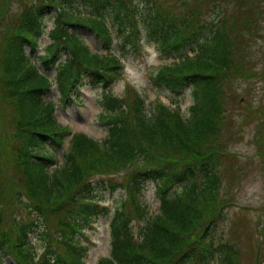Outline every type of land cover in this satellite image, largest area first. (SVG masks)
<instances>
[{"label": "trees", "instance_id": "trees-1", "mask_svg": "<svg viewBox=\"0 0 264 264\" xmlns=\"http://www.w3.org/2000/svg\"><path fill=\"white\" fill-rule=\"evenodd\" d=\"M231 1L0 0V264L5 256L14 264H85L81 238L101 216H108L110 250L96 264H243L240 248L214 245L212 231L221 217L222 172L230 184L238 174L228 144L242 139L246 125L264 171V94L253 103L251 87L232 88L252 78L249 58L239 55L264 34L256 31L259 0H239L233 16L225 6ZM52 12L50 42L34 61ZM82 32L107 53L91 51ZM137 33L171 59L152 75L157 87L191 89L187 116L160 101L144 104L129 84L122 96L104 94L123 71L121 38ZM113 41L122 55L108 52ZM87 84L102 86L101 140L60 124L57 102L46 98L55 88L62 102L75 101ZM66 137L62 164L50 167ZM148 180L159 192L153 214L142 201ZM103 191L119 199L111 215ZM204 224L209 231L200 232ZM33 230L43 241L39 254Z\"/></svg>", "mask_w": 264, "mask_h": 264}, {"label": "rangeland", "instance_id": "rangeland-1", "mask_svg": "<svg viewBox=\"0 0 264 264\" xmlns=\"http://www.w3.org/2000/svg\"><path fill=\"white\" fill-rule=\"evenodd\" d=\"M156 1L161 2V0ZM162 1L168 2V4L173 2V0ZM239 2V0H232L229 6L225 5L230 9L232 16L240 6ZM258 2L259 6L257 7L260 16L257 15L259 29L256 31L264 34V0H259ZM242 9H245V7ZM242 11L245 12V10ZM53 13L46 16L47 20L43 25V34H41L37 42L35 53L32 54L26 49V52L32 54L30 57L34 61L37 60L39 55L44 53L45 47L50 42L49 32L54 26L52 22ZM200 14L202 15L203 13L201 12ZM177 16H180V13ZM206 16V19L212 20V23H219L217 19H212L211 15ZM81 35L83 41H85L91 51L103 54L107 53L99 39L95 38L92 33L82 32ZM133 36L142 37V40L145 42L143 34L137 33L133 34ZM254 39L248 42L246 50L239 55V57L242 56L244 59L249 58L247 63L253 72L252 78L245 80L238 79L232 85L234 93L236 91L239 92V87H237L236 83L240 84V87H251L249 98L252 99L253 103L259 102V92H263L264 94V88L262 86L264 83V37L262 39L255 37ZM118 43V41H113L108 52L122 55L117 48ZM125 53L126 55L123 58V71L112 85V94L122 96L124 94V87L126 84H129L143 96L146 101H144V104L153 105L160 101L172 109L178 108L183 116H187L189 112L188 108L193 103L191 89H185L180 94H174L169 90L158 88L154 83L155 80L151 79L153 77L152 75L155 76L158 72L162 63H168L171 59H162L153 43L146 42L140 51L130 52V49L127 48ZM188 54L191 55L190 53ZM66 56V53L60 54V60L63 61ZM235 56L238 57L236 54ZM49 72V76L53 77L54 71L50 70ZM80 94L75 101H67L64 103L59 98L57 90L53 88L46 98L57 102L55 117L60 124L68 125L73 133L83 132L88 136L90 135L97 140H101L106 134L105 128L98 121L99 114L102 112L100 102L103 98V92L100 88H93L92 84H87L82 87ZM171 98L172 102H170ZM260 101H264V95ZM232 115H236L235 119L237 122L242 120L238 113H233ZM242 125L246 124L242 122ZM243 134L240 141H234L228 144L236 156L235 159L231 160L233 162L232 169L236 173L238 171V174L230 184L229 182L231 181H229L227 174L222 172V174L224 173L222 188L220 187V196L218 195L219 197H217L222 202L221 217H215L218 220L215 225L216 229L212 231L214 234L213 243L214 245L219 242L236 244L240 248V258L243 264H256V262L258 264H264V171L256 155L255 133L253 128L249 125L244 126ZM68 138L66 137L65 143L57 155V163L55 165H61L63 162L61 153L67 146L68 140L70 139ZM240 165H243L244 169H241ZM142 189V201L147 205L148 213L153 214L159 208L160 204L157 183L148 180L144 183ZM121 193L119 191L117 194L121 195ZM102 194L107 197L105 205L108 207V212L112 214L118 206L119 199L116 195H109L106 191H103ZM17 215L26 216L23 209L18 210ZM107 220L108 216H101L95 218L89 227H85V236L81 238V245L86 247L82 256V261L85 264H95L100 257L106 256L109 253ZM137 225L138 222L134 220L132 226L136 227ZM205 225L200 232L209 231V229L204 230L206 228ZM30 240L33 248L39 254L43 243L39 235V230H33L31 232ZM240 258H238L239 261H241ZM3 261L4 264H14L13 259L8 256H5ZM193 264H196V262H193Z\"/></svg>", "mask_w": 264, "mask_h": 264}, {"label": "bare ground", "instance_id": "bare-ground-1", "mask_svg": "<svg viewBox=\"0 0 264 264\" xmlns=\"http://www.w3.org/2000/svg\"><path fill=\"white\" fill-rule=\"evenodd\" d=\"M145 40V38H143ZM121 40L123 41V43H125L126 45L124 46L125 47V50L127 48L130 49V52H138L140 51V49L145 46V42L142 40V37H137V36H130L128 35L125 38H121ZM146 43H152V42H146ZM154 45V44H153ZM28 49V47L25 48V50Z\"/></svg>", "mask_w": 264, "mask_h": 264}]
</instances>
